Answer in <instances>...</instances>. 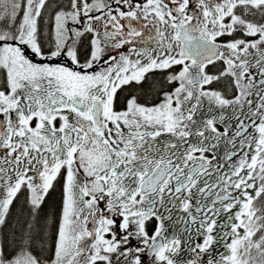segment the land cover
<instances>
[{
  "label": "snow or ice",
  "instance_id": "6c2138e0",
  "mask_svg": "<svg viewBox=\"0 0 264 264\" xmlns=\"http://www.w3.org/2000/svg\"><path fill=\"white\" fill-rule=\"evenodd\" d=\"M0 264H264V0H0Z\"/></svg>",
  "mask_w": 264,
  "mask_h": 264
}]
</instances>
